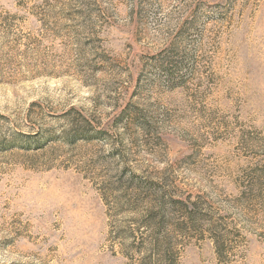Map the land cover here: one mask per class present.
<instances>
[{"label":"rangeland","instance_id":"rangeland-1","mask_svg":"<svg viewBox=\"0 0 264 264\" xmlns=\"http://www.w3.org/2000/svg\"><path fill=\"white\" fill-rule=\"evenodd\" d=\"M0 264H264V0H0Z\"/></svg>","mask_w":264,"mask_h":264}]
</instances>
